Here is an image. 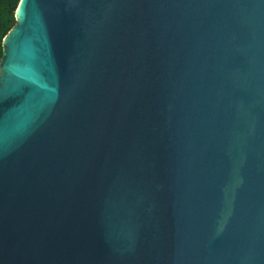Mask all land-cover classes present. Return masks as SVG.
Returning a JSON list of instances; mask_svg holds the SVG:
<instances>
[{"label":"water","instance_id":"95a60500","mask_svg":"<svg viewBox=\"0 0 264 264\" xmlns=\"http://www.w3.org/2000/svg\"><path fill=\"white\" fill-rule=\"evenodd\" d=\"M0 59V264H264V0H19Z\"/></svg>","mask_w":264,"mask_h":264},{"label":"trees","instance_id":"16d2710c","mask_svg":"<svg viewBox=\"0 0 264 264\" xmlns=\"http://www.w3.org/2000/svg\"><path fill=\"white\" fill-rule=\"evenodd\" d=\"M19 0H0V59L2 57V40L15 24L14 13Z\"/></svg>","mask_w":264,"mask_h":264}]
</instances>
